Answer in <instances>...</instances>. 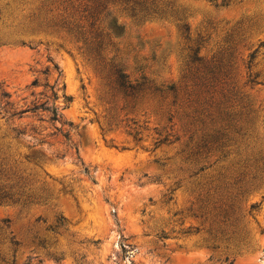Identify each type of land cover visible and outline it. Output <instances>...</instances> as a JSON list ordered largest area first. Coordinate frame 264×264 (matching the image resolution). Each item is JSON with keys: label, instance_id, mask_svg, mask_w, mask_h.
I'll list each match as a JSON object with an SVG mask.
<instances>
[{"label": "rangeland", "instance_id": "374dc122", "mask_svg": "<svg viewBox=\"0 0 264 264\" xmlns=\"http://www.w3.org/2000/svg\"><path fill=\"white\" fill-rule=\"evenodd\" d=\"M124 2L0 0V264H264V0Z\"/></svg>", "mask_w": 264, "mask_h": 264}, {"label": "trees", "instance_id": "16d2710c", "mask_svg": "<svg viewBox=\"0 0 264 264\" xmlns=\"http://www.w3.org/2000/svg\"><path fill=\"white\" fill-rule=\"evenodd\" d=\"M125 4H130V9L131 11L135 10L136 7L138 9L142 7L143 11L145 12L146 16L148 17H160L162 13L163 6L166 7L165 4H156L157 2H160L161 0H124ZM170 5V3L167 4V7ZM160 6V7H159ZM171 9V7H169ZM148 10H151V12H147ZM183 27H185L183 25ZM186 30V29H185ZM254 53L252 52L248 55V61L246 63V68L248 69L250 66V63L254 57ZM193 61L197 62L198 64L202 63V60L199 57L193 58ZM55 72L56 78H59V71L55 65H51V67L47 66L45 67L44 71L42 74L44 75H49L50 73ZM212 73V72H210ZM211 78H208L209 80L204 83V85H210L212 88L214 87V82L218 79V72ZM114 80L113 83L117 87V89L122 93V95L125 98H132L133 95L140 89L139 84H132L127 80V77L120 71V70H115L113 72ZM38 81L37 79H33L31 83L29 84L28 88L35 89L37 88ZM43 89H48L50 92V97L55 99V94L53 93V86H48L46 83L42 85ZM61 89H63V85H61ZM167 90L172 94L176 96V90L173 86L168 87ZM33 99L28 105H22L20 107H16L15 103L11 99V94L6 91L5 86L0 82V115L2 117H7V120H11L13 118H16L19 120L23 114L29 113L31 115H35L38 112H48L50 116L48 117L47 121L50 122L51 124H54L56 122L61 124V119L60 117L56 114V110L52 107H47V103L49 100L48 96H45L43 93H38L37 95L40 96L38 98L35 97V94L33 91L30 92L29 94ZM63 100L68 102L69 98L62 96ZM55 132L60 133L61 136L65 139L68 140V135L67 133H61L60 129H57L56 127L52 126ZM12 133L14 134L15 138H20L24 136V131L23 130H18L15 128L11 129ZM137 133H134V136H136ZM49 136H54V133L50 134ZM41 140H38L40 142ZM166 141V138L162 140H156L154 143L156 146L159 144H162ZM8 190L11 189L10 186L7 187ZM8 194H4L3 197H6ZM252 208V206H251ZM63 221L62 217H59L56 219L57 224H61Z\"/></svg>", "mask_w": 264, "mask_h": 264}]
</instances>
